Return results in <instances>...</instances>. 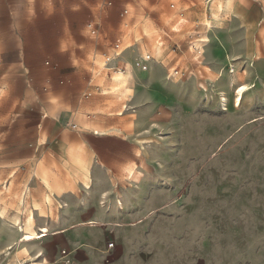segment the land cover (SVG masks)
<instances>
[{
	"label": "rangeland",
	"instance_id": "obj_1",
	"mask_svg": "<svg viewBox=\"0 0 264 264\" xmlns=\"http://www.w3.org/2000/svg\"><path fill=\"white\" fill-rule=\"evenodd\" d=\"M235 1L247 7L250 0ZM214 12L211 0H0V208L7 217L19 215L22 194L29 204L34 198L25 181L6 190L9 180L22 182L17 169L31 167L38 176L40 167L48 170L38 157L50 139L32 133L38 120L47 119L48 131L56 122L67 139L112 128L109 134L123 139V160L139 162L131 155L146 147L142 170L157 168L168 188L158 192V205L143 192L144 202L133 208L132 224L173 226L158 264H264V24L249 31L256 54L228 60L213 29L200 54L191 47ZM231 15L223 16L222 28ZM127 64L132 76L117 83L114 75L126 78ZM141 114L149 116L142 125ZM55 210L43 222L37 216V225L50 221L51 232L58 231ZM7 236L0 218V246ZM43 237L31 255L0 250V264H85L57 249L50 229ZM123 240H110L97 264H125ZM129 258L147 264L144 255Z\"/></svg>",
	"mask_w": 264,
	"mask_h": 264
},
{
	"label": "crops",
	"instance_id": "obj_2",
	"mask_svg": "<svg viewBox=\"0 0 264 264\" xmlns=\"http://www.w3.org/2000/svg\"><path fill=\"white\" fill-rule=\"evenodd\" d=\"M214 1L216 0H211L213 12ZM228 1L220 0L224 9L218 13L219 20L214 12V18L205 23L208 30L206 29L201 41L193 44L191 47L193 50L197 47V51L201 54L199 46L206 47L204 40L211 29L206 25L208 22L211 23L217 46L220 50L223 48L224 55L228 60L237 56L247 57L248 54H256L257 46L249 42L248 35L251 27H260L264 24V5L258 0H250L247 7H238L235 0H230L233 3L228 6ZM227 13H232V15L230 19L226 20V26L222 28L223 16ZM185 14L190 16L189 13ZM189 22L192 21L189 20ZM236 46L242 47L241 50L236 49ZM196 60H199V56L196 57ZM156 75H158L157 77L161 76L157 71ZM148 120V115L141 114V125L147 123ZM47 122L45 118L38 120L32 127V133L36 137L42 136V132H44L45 140L50 139L51 148L38 157L40 162H44L46 166L49 165L48 170L43 166L40 167L38 176L35 173L36 169L24 166L22 169H17V171H22L20 172L23 176L21 183L17 184L15 178L13 182L8 181L9 189L13 184L21 187L25 181L27 182L26 189L32 190L34 194L30 204L27 203L25 194L21 195L19 207L21 206L20 210L24 211L23 214L26 208L32 207L34 202H37L42 206L46 216L43 217L40 212L36 211L35 218L38 216L43 222V218L50 217L52 206H56L54 222L57 223L56 225L60 224V229L51 232L50 221H48V225L39 226L36 219L35 232L37 231L36 233L39 234L38 237H43V231L45 228H49L50 234L54 235L57 241V249L59 247L66 248L69 256H72L76 261H85V264L99 263L103 257L102 254L109 252L108 243L110 240L121 237L124 238L125 264H137V259L129 258L132 255L136 257L144 255L147 264H158L161 259L160 251L165 247L168 248V238L173 240V226L167 225L165 228L157 220L132 224L135 221L133 208L144 202L143 192H151L150 205H158V192L168 190L160 185L157 168L153 167L154 172L150 174H145L142 170L140 163L144 159L146 147L143 148L141 145L142 150H139L137 155L135 152L132 153L131 157L139 158V162L135 161L130 165L127 163V159L123 160V150L118 145L122 138L116 134H109L112 128L94 127L93 134L83 132L67 139L59 124L55 122L54 130L48 131ZM34 157L36 158V152L30 156V158ZM17 171L14 172V177L19 173ZM124 175L135 183L123 180ZM26 176L29 178L25 179ZM41 190L45 192L44 195ZM47 196H51V204L45 201ZM168 200H164L162 205ZM21 220L24 221V219ZM144 236L150 239V246L142 245ZM40 241L27 244L30 255L33 246ZM11 243V239L7 236L6 241L2 242L0 246V250L7 257L12 256L10 252H13L17 247L14 245L15 243L12 245ZM10 247L13 248L9 250ZM36 255L42 256L43 251L38 249Z\"/></svg>",
	"mask_w": 264,
	"mask_h": 264
},
{
	"label": "bare ground",
	"instance_id": "obj_3",
	"mask_svg": "<svg viewBox=\"0 0 264 264\" xmlns=\"http://www.w3.org/2000/svg\"><path fill=\"white\" fill-rule=\"evenodd\" d=\"M234 1V0H233ZM233 3V2H232ZM231 1L229 0L227 5L231 6L232 5ZM213 7H215L216 9V17L219 20V16L218 13L224 9V5L223 3L219 1H214L213 3ZM232 11V10H231ZM222 13V12H221ZM215 17V18H216ZM221 17V16H220ZM217 20V19H216ZM218 24V23H217ZM209 26V28L212 29L211 27V23L207 24ZM208 30V29H207ZM145 34H148V30L145 29ZM204 43H209V38L206 36V39L204 40ZM200 48V46H199ZM119 55V54H118ZM116 55V56H118ZM115 56V55H114ZM114 59H116V57H114ZM107 65V64H106ZM132 76V71H131V67L130 65L127 64V74H126V78L124 76V74L121 73H116V75H114V81H116L117 83H123V82H127L130 77ZM247 90V87L245 85L241 86L238 90H237V97H236V105L239 106L242 103L245 91ZM222 105L224 107V110H227L228 108V99L223 95L222 96ZM128 108V106H126V109ZM135 167V166H134ZM133 167V168H134ZM131 172V169H130ZM130 175V174H129ZM130 177V176H129ZM49 183V181H47ZM11 185V183H10ZM10 187V186H9ZM6 190H9V188L6 186ZM11 190V188H10ZM4 193V192H3ZM3 193L0 192V203L2 201V195ZM20 200V199H19ZM46 202L48 203H52V198L51 196H47L45 199ZM49 204V205H50ZM28 205V204H27ZM23 206V205H22ZM29 206V205H28ZM27 206V207H28ZM6 207V206H5ZM21 207V206H20ZM19 208V207H18ZM20 210V209H19ZM38 211L40 213L43 214V208L39 203H34V205L32 207H28L25 210L26 213V218L24 219V221L21 220L20 217V213L23 214V210L19 211V215H14V217L12 218H8L7 217V209L6 208H0V218L4 221V223L7 226V231L9 233V237L10 239H13L14 237H16L15 239V244L17 247L15 248V250L13 252H10L11 255H13L14 253H18L19 251L24 252L26 254L29 255V250L27 248V244L35 242V241H40L43 239V237H38L39 234H37L35 232V225H36V218H35V212ZM18 212V211H17ZM5 228V227H4ZM42 229V228H41ZM49 231V228H45V230L43 231L44 234L46 232ZM41 235V234H40ZM44 236V235H43ZM25 237H32L31 239H26ZM39 239V240H38ZM22 244H26L24 246H22ZM12 245V244H11ZM9 245V246H11ZM22 246V247H21ZM13 247H10L9 250H11ZM6 251V250H5ZM66 253V252H63ZM7 254V253H6ZM10 255V254H8ZM19 262V261H18ZM20 264V263H18Z\"/></svg>",
	"mask_w": 264,
	"mask_h": 264
},
{
	"label": "built area",
	"instance_id": "obj_4",
	"mask_svg": "<svg viewBox=\"0 0 264 264\" xmlns=\"http://www.w3.org/2000/svg\"><path fill=\"white\" fill-rule=\"evenodd\" d=\"M260 1L263 5H264V0H258ZM125 13H128V11H125ZM212 19H209V21H211ZM94 32V31H93ZM157 44L161 47L164 45V42H163V39H162V36L159 37L158 41H157ZM151 59L150 56H148L147 60ZM28 192V191H27ZM27 193H25V196H26ZM110 248L113 247V243H109L108 245ZM62 253L65 252V251H61ZM65 254V253H63Z\"/></svg>",
	"mask_w": 264,
	"mask_h": 264
},
{
	"label": "snow or ice",
	"instance_id": "obj_5",
	"mask_svg": "<svg viewBox=\"0 0 264 264\" xmlns=\"http://www.w3.org/2000/svg\"><path fill=\"white\" fill-rule=\"evenodd\" d=\"M93 2V0H88V3ZM82 6H87L86 4H82ZM26 239H31L32 237H25Z\"/></svg>",
	"mask_w": 264,
	"mask_h": 264
}]
</instances>
